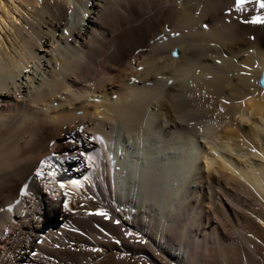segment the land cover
Wrapping results in <instances>:
<instances>
[{"label":"bare ground","instance_id":"1","mask_svg":"<svg viewBox=\"0 0 264 264\" xmlns=\"http://www.w3.org/2000/svg\"><path fill=\"white\" fill-rule=\"evenodd\" d=\"M235 4L0 0V264H258L264 9Z\"/></svg>","mask_w":264,"mask_h":264},{"label":"snow or ice","instance_id":"2","mask_svg":"<svg viewBox=\"0 0 264 264\" xmlns=\"http://www.w3.org/2000/svg\"><path fill=\"white\" fill-rule=\"evenodd\" d=\"M249 4H256L259 6V9H264V0H236V4H235V11L236 12H244L246 10L247 5ZM246 23H260V24H264V16H260V17H253L250 21H245ZM51 159V158H49ZM51 165L49 164V160H45L42 161V167L41 169H39L36 173L37 176H43V168L44 167H50ZM52 173H49V175H51ZM61 187H64L63 185H61ZM26 194V193H25ZM68 205L65 204V208L67 209ZM95 215H101L104 216L105 218H107L108 214L106 212H104L103 210L98 211L96 213H94ZM117 223H119V221H117ZM128 235H131V233H128ZM117 243H119V241H117Z\"/></svg>","mask_w":264,"mask_h":264},{"label":"rangeland","instance_id":"3","mask_svg":"<svg viewBox=\"0 0 264 264\" xmlns=\"http://www.w3.org/2000/svg\"><path fill=\"white\" fill-rule=\"evenodd\" d=\"M50 1H52V2H54L55 0H50ZM22 12L25 14L26 13V11H24V10H22ZM4 39V38H3ZM4 42L6 43V45H7V47L8 46H12V45H10L11 43V39L9 38L8 40L7 39H5L4 40ZM206 171H208L207 169H206ZM219 198H222L221 196H219ZM227 199H228V197H227ZM227 199H225L224 198V202L225 203H227V204H229L231 207L233 206L234 207V209L236 208L237 210H241L239 207H237L236 205H234L233 203H232V201L231 200H228L227 202H226V200ZM221 202H223L222 200H220V201H218V203H217V205L218 206H221ZM208 206V205H207ZM211 209V208H210ZM235 209V210H236ZM236 210V211H237ZM259 225H261V221H259V219L258 218H256V220H255ZM262 226H263V224H262ZM264 227V226H263ZM263 242V243H262ZM252 246L253 247H255L256 248V252H257V255H255V259H257V263L258 264H264V241H259V239L258 240H256V241H254L253 243H252ZM258 247V248H257ZM260 247H262V248H260ZM259 249V250H258ZM258 250V251H257ZM259 256V257H258ZM237 258L239 259V255L237 256ZM260 261V262H259ZM239 264H250V261L249 260H247L246 258H244L243 256H241V260L239 261Z\"/></svg>","mask_w":264,"mask_h":264}]
</instances>
